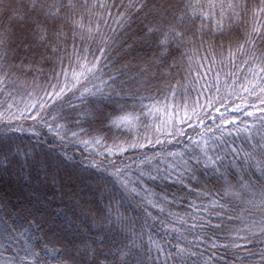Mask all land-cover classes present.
<instances>
[{"label": "snow or ice", "instance_id": "obj_1", "mask_svg": "<svg viewBox=\"0 0 264 264\" xmlns=\"http://www.w3.org/2000/svg\"><path fill=\"white\" fill-rule=\"evenodd\" d=\"M0 92L28 97L6 133L54 136L0 138L30 186L0 204V264H264V0H0ZM167 140L163 169L126 155Z\"/></svg>", "mask_w": 264, "mask_h": 264}, {"label": "trees", "instance_id": "obj_2", "mask_svg": "<svg viewBox=\"0 0 264 264\" xmlns=\"http://www.w3.org/2000/svg\"><path fill=\"white\" fill-rule=\"evenodd\" d=\"M41 79H43V77H41ZM9 91H11V89H9ZM207 91V90H205ZM190 97L194 98L195 97V92H191ZM14 97V98H13ZM13 97H8L6 96L4 93L0 92V112H3L5 109H8L9 104H13L15 106L20 107L21 109L24 107V104L27 103L28 101V97L26 93H22L20 95L13 93ZM178 97H179V93H178ZM160 99H162V97H160ZM204 96L200 97V103H203L204 101ZM251 100V98H250ZM192 100H189V103H191ZM145 103L147 104L148 101L145 100ZM169 103H180V100L177 99L176 101H169ZM11 111H16V107H13L12 109H10ZM169 112L174 111L173 108H169L168 109ZM209 112V117L207 119H205V124H211L212 123V119L211 116H216L217 120L216 123H219V116L220 113H215L212 112L210 109L207 110ZM224 109L221 108V112H223ZM229 112H231V106L229 105ZM237 115H240L239 113H236ZM28 113H25V116H27ZM160 118L161 119H166V117L164 116V113L161 112L160 114ZM246 117H242V119H244ZM16 123V122H14ZM19 123H25V126H27V124H30L31 121H19ZM147 123H151V119H149V121H147ZM230 127V125H229ZM196 128L198 130L199 126L196 125ZM186 132L188 135H195V133L193 132V130L191 128H186ZM139 134L141 137L147 135L149 138H154L153 136V132L151 130V128L149 127L147 129V131L141 127L137 131L133 132V135H137ZM5 135H10L13 137V140L15 143L20 144L21 145V153L20 156L21 158H23V152H24V148L27 146L29 148H31L32 145H35V151L36 152H41L42 149H46L49 143H53L54 142V136L51 133L47 134V142L44 144H41L39 141H37L34 138H31V134L24 132V133H6L4 130V122L0 121V138H3ZM163 139V138H162ZM231 139V138H230ZM185 143H187V137L184 138ZM237 143H240V141L238 140ZM69 151L74 152L75 155H77L78 157L81 154V150L84 149L83 145H76V144H72L69 145ZM96 149L94 147H89L87 149H84V154L87 155L89 152H94ZM184 150V145L177 143V141L175 140H167L164 141L162 144H150V145H146L145 148L143 149H136L134 151H129L128 153H126L127 156H131L132 160L135 161H139L141 159L144 158L145 155L151 157V156H156V159L151 160V165H156L159 164V167L161 169H163L164 167H167V163H165V160L162 158V154L165 152H169V151H183ZM115 159V157H113ZM0 159H2V157H0ZM167 161L168 163L172 162V157H167ZM119 163V161H117ZM126 163H129L130 161L126 160ZM142 168H147L149 167L148 164H142L139 165ZM137 164L133 163L132 164V168L136 169ZM207 183V181L205 182ZM180 188V185L178 184H173L171 181L166 182L161 188H157V191H165L168 194H171L173 192H175L177 194V196L179 197L180 192L178 191V189ZM45 191L47 192V194L49 196L52 195L53 191H56L57 193L59 192V188L57 185L51 184L49 183L47 185V189H45ZM30 192V186L26 185L25 180L22 176L18 175L15 169L10 170L9 172L5 173L3 171H0V204L3 203H7L9 208H12L13 206L19 208L25 201L22 199L23 197H27L29 195ZM65 204H67V201L65 200L64 203H61L60 200L58 198H54L53 202L51 204V208L52 209H58V208H65ZM186 202L184 203H178L177 204V211H183L184 208L186 207ZM65 210H67L65 208ZM4 215V210L3 208H0V217H2ZM3 240L0 239V245H3ZM6 246V245H5ZM0 252H3V247H0ZM8 256L7 252H4L3 256H0V260L5 259Z\"/></svg>", "mask_w": 264, "mask_h": 264}]
</instances>
